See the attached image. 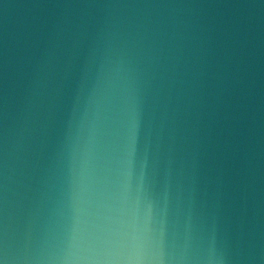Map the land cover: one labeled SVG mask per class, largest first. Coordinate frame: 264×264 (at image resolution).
Instances as JSON below:
<instances>
[{
	"label": "water",
	"instance_id": "water-1",
	"mask_svg": "<svg viewBox=\"0 0 264 264\" xmlns=\"http://www.w3.org/2000/svg\"><path fill=\"white\" fill-rule=\"evenodd\" d=\"M0 264H264V0H0Z\"/></svg>",
	"mask_w": 264,
	"mask_h": 264
}]
</instances>
